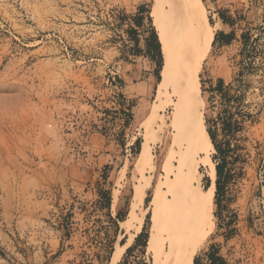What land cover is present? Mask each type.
Listing matches in <instances>:
<instances>
[{"label": "rangeland", "instance_id": "374dc122", "mask_svg": "<svg viewBox=\"0 0 264 264\" xmlns=\"http://www.w3.org/2000/svg\"><path fill=\"white\" fill-rule=\"evenodd\" d=\"M201 1L214 31L200 71L201 107L230 151L225 189L219 199L214 193L194 263L210 264L217 250L227 264H264V0ZM154 2L0 0V264H113L141 233L146 246L128 253L136 237L116 264H152V202L167 173L174 176L177 151L170 97L153 168L137 172L164 58L162 49L160 63L148 53L149 33L133 17L148 10L144 29L161 43ZM220 33L232 34L231 42ZM212 159L223 164L216 149ZM200 171L206 189L211 171ZM141 184L143 213L132 221ZM101 190L111 193L110 209L102 208Z\"/></svg>", "mask_w": 264, "mask_h": 264}, {"label": "bare ground", "instance_id": "6f19581e", "mask_svg": "<svg viewBox=\"0 0 264 264\" xmlns=\"http://www.w3.org/2000/svg\"><path fill=\"white\" fill-rule=\"evenodd\" d=\"M151 15L160 35L164 62L158 102L146 126L137 172L144 176L153 168L152 144L165 132L167 121L163 111L170 97L175 101L168 126L177 151L173 156L174 176L169 178L170 173H167L166 189L157 191L152 202L153 219L147 248L153 254L152 264H195L201 238L211 226V203L216 191L217 172L212 159L215 147L201 107L200 83L201 67L211 52L214 31L201 0H155ZM201 166L211 171L212 184L206 189L202 186ZM144 190L145 184L135 189L132 221L138 218L137 211L143 213ZM139 224L137 234L141 232L143 221ZM136 237L121 247L113 264Z\"/></svg>", "mask_w": 264, "mask_h": 264}, {"label": "trees", "instance_id": "16d2710c", "mask_svg": "<svg viewBox=\"0 0 264 264\" xmlns=\"http://www.w3.org/2000/svg\"><path fill=\"white\" fill-rule=\"evenodd\" d=\"M144 13H148V10H146L144 7H141L139 9V12L137 15H135L133 17V21H134V25L136 26V28L138 29H143L144 32L149 33V36L146 38V47L148 50L149 54H153L154 57H156L157 59H159V63L161 62V43L159 39V36H157L158 34L155 32V30L151 27L150 29H144ZM148 21L149 23H151V18L148 17ZM128 32L132 35L135 36V38H133V40L135 41L136 47H138L139 44V39L137 38V29L131 27ZM233 35H226L223 33H220L218 35L217 38L221 39V41L223 43H230L232 40ZM141 51H139V49H137L136 53H140ZM137 54V55H138ZM223 87V80L219 81V87L218 90H222ZM214 123V121H211L209 119L206 120V124L208 126L207 130L209 133V136L213 142V145L217 151V153L220 155V157L223 160V164H218L216 166V171H217V181H216V198L219 199L220 196L223 194L224 189H225V174H224V164L226 161V156L228 155V152L230 151V144L227 142L225 143V147L222 144V142L218 141L217 139V133L216 130H213L212 127H210L211 123ZM225 125V127H223V129L226 131L227 127H229V130H231V128L233 127V123L232 122H226L223 121V126ZM100 194L102 196V199L104 200V204L101 203V201L99 202V204L101 203L103 205V209H110L111 207V193L109 191H100ZM110 219L112 220L110 214H109ZM65 221V218H63ZM113 221V220H112ZM64 225V223H62V226ZM146 240H147V236L144 233H141L135 241V247L129 248L128 249V253H131L136 247H145L146 246ZM208 259L210 264H227L226 260L219 256V253L217 250H213L208 254ZM125 264H128L127 262ZM144 264V263H142ZM195 264H199V261L197 259H195Z\"/></svg>", "mask_w": 264, "mask_h": 264}]
</instances>
